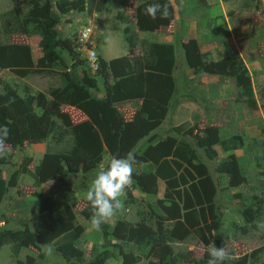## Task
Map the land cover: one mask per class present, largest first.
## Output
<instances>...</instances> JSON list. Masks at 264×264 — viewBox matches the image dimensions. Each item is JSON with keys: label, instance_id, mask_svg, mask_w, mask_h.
Instances as JSON below:
<instances>
[{"label": "rangeland", "instance_id": "1", "mask_svg": "<svg viewBox=\"0 0 264 264\" xmlns=\"http://www.w3.org/2000/svg\"><path fill=\"white\" fill-rule=\"evenodd\" d=\"M22 1L0 0V44L27 45L36 64L42 54L38 36L4 33L3 21L12 17L5 14L15 8L19 12L26 11L24 3V6L19 5ZM51 1L57 13L54 5L61 0ZM81 1L82 11L57 13L61 41L57 51L67 67L81 61L76 74L82 76L86 72L88 77L96 79L98 88L90 90L92 96L103 97L104 86L103 79L89 67L84 51H78L76 40L83 23L93 26V47L103 59L127 55L130 46L135 55L151 62L155 61L153 57L150 59L153 44L171 45L174 51V82L168 112L156 129L118 156L122 158L131 152L136 157L135 184L121 198L119 213L107 224L113 227L117 221H124L135 226L143 222L165 235L173 249V264H203L208 260V245L213 241L231 254L230 261L246 257V264H264V210L261 212L263 207L258 206L264 204V0H168L170 16L156 20L145 15L144 3L148 0H125L124 7H116L107 0L100 12L95 10L99 0ZM190 42L197 47L201 62L194 68L186 63L184 45ZM68 51L78 54L73 62ZM237 56V64L226 67L229 74L203 71V62L229 59L232 63ZM69 74V69L63 71L54 67L34 69L20 78L7 69H0V95L3 93L1 83H7L23 99L41 93L50 100V93L62 87L64 77L69 79ZM139 106L140 101L117 105L125 120H131ZM33 110L41 114L35 105ZM86 119L75 107L62 105L59 114L52 117L53 128L45 141L25 142L18 148L7 145L8 155L0 163V179L7 183L14 172L19 175L17 185L6 187L0 202V233L32 231L31 219L39 212L40 200L46 196L56 200L64 198L72 206L75 223L83 229L75 246L83 252L85 260L102 251V234L85 220L82 211L88 188L97 173L108 165L111 156L104 150L100 162L88 170L83 162L74 166L64 158L73 145V127ZM209 129L216 131L220 139L241 135L245 147L224 152L216 144L198 146L199 140H209ZM184 141L193 150V154H186L187 160L173 155ZM170 146L166 158L153 160L154 152ZM228 160L236 163L235 176L232 170H219ZM163 162L169 167V175L161 169ZM58 163L64 174L51 178L49 173ZM24 168L26 171L21 172ZM163 175L168 176L170 185ZM60 177L63 183L59 182ZM192 185L201 194L202 207L195 201ZM186 199L191 202L192 210L197 211L200 231L187 223V218L194 220L195 214L189 212L185 217ZM252 205L251 211L246 210ZM212 212L218 223L216 231L208 228L213 221ZM202 213L205 221L201 220ZM110 242L115 247H109V251H115L117 256L105 264H122V255L126 253L136 257L137 264L158 263L156 249L148 242L140 246L115 238H110ZM51 245L54 254L48 256L42 245L0 244V264H28V258H33V264H69L56 252V243Z\"/></svg>", "mask_w": 264, "mask_h": 264}, {"label": "trees", "instance_id": "2", "mask_svg": "<svg viewBox=\"0 0 264 264\" xmlns=\"http://www.w3.org/2000/svg\"><path fill=\"white\" fill-rule=\"evenodd\" d=\"M89 1L92 2L93 0ZM106 1L99 0L95 10L102 11ZM60 2L57 1L54 5L58 14L84 9L81 0H61ZM111 2L116 7H124L126 4L125 0H111ZM154 2L157 0H148L144 3V7L146 8ZM158 2H167L170 5L168 0H158ZM23 3L27 6L26 11L19 12L15 8L5 14V17H12L3 21L4 33L6 35L21 33L26 36H38L41 57L34 64L27 45L0 44V69H7L12 74L23 78L34 69L57 67L63 71L69 69L70 78L64 77L65 84L50 93V100H47L41 93L23 99L7 83H1L3 93L0 95V124H7L11 128L7 145L11 148H18L22 147L25 142L40 143L45 141L53 128L52 117L59 114L62 105H69L80 110L87 119L73 127V145L64 158L65 161L74 166L77 162H83L87 168L85 170H88L100 162L104 150L111 158L113 156L118 157L125 148L146 137L162 123L168 112V102L174 82L172 78L174 51L171 45H151L150 59L153 57L154 62L143 56L135 55L131 46L127 55L109 61L97 55L98 68L95 72L97 73L96 76L103 79L104 96L94 97L90 90H97L96 79L88 77L86 72H83L82 76L76 74V68L81 61L74 63L73 60L78 54L68 51V57L73 63L67 67L66 61L57 51L61 47L57 29L60 18L53 10V2L51 0H24L19 5L24 6ZM119 19L123 21L121 15H119ZM184 50L186 63L190 68L201 64L198 49L194 42L184 45ZM79 59L85 61L81 57ZM237 59L238 56L232 63L229 59L218 63L206 61L203 62L204 70H202L206 73L229 74L226 67L237 64ZM132 101H140V106L131 120H125L117 105ZM33 105L41 110L40 115L33 110ZM208 132L209 140L207 138L199 140L198 146L207 147V144H216L224 152H232L245 147V139L241 135L234 134L220 139L216 131L212 132V129H209ZM187 145L190 144L186 141L184 144L180 143L173 155L179 159L187 160L186 154H193L192 146L187 147ZM171 146L154 152L153 160L157 162L166 158ZM3 161L4 159H0V163ZM228 161L226 166L221 164L219 170L224 172L232 170L235 176L237 174L236 163L234 160ZM161 169L166 170L167 175L170 174L166 162L162 163ZM25 171L24 168L21 172ZM63 174L58 163L54 170L49 173V176L54 178L55 175ZM18 175L19 172H14L7 183L0 179V202L5 188L17 185ZM163 178L170 185L168 176L163 175ZM59 182L63 183L62 177H60ZM190 189L195 196L196 203L202 207L201 194L194 185ZM148 190L149 192L153 191L152 188ZM258 206L264 208V204ZM192 208L191 202L186 199L183 209L185 217H188L189 212L195 214V219L187 218V223L191 228L198 227L200 231L197 211L192 210ZM252 208L253 205L247 207L246 210L251 211ZM263 208H261V212H263ZM91 215V206L86 201L82 216L90 224ZM200 216L201 220L205 221L204 214L202 213ZM212 219V224L208 228L216 231L218 223L213 212ZM31 223L32 231L19 230L0 233V244L13 243L19 247H38L43 244L56 243V252L69 264H105L107 260L117 256L115 251H109V247H115L111 244L110 238H115L118 241H128L139 246L148 242L156 249L157 264H173V249L167 244L165 235H160L143 222L130 226L124 221H117L113 227L107 223L102 226L103 230L100 232L103 238V249L93 254L89 261H86L83 252L75 246V242L83 233V229L75 223L72 206L64 198L56 200L48 196L43 197L40 200L39 212L33 216ZM184 232L186 233L187 230L185 229ZM262 234L264 236V225ZM122 257V264H137L138 259L131 253L123 254ZM33 261V258H28V264H33ZM203 264H207V261ZM227 264H246V257L227 262Z\"/></svg>", "mask_w": 264, "mask_h": 264}, {"label": "clouds", "instance_id": "3", "mask_svg": "<svg viewBox=\"0 0 264 264\" xmlns=\"http://www.w3.org/2000/svg\"><path fill=\"white\" fill-rule=\"evenodd\" d=\"M170 5L154 2L145 8V15L150 19H167L170 16ZM96 71V70H95ZM11 135V128L7 124H0V159L8 155L7 142ZM136 157L129 152L125 157L113 156L108 165L99 171L86 192L92 215L91 226L97 231H102V226L116 215L122 208L121 198L125 197L127 190L135 184L133 174ZM46 255L52 256L54 249L51 244H43ZM207 264H227L232 259L231 254L223 247H217L215 242L208 245Z\"/></svg>", "mask_w": 264, "mask_h": 264}, {"label": "built area", "instance_id": "4", "mask_svg": "<svg viewBox=\"0 0 264 264\" xmlns=\"http://www.w3.org/2000/svg\"><path fill=\"white\" fill-rule=\"evenodd\" d=\"M94 29L90 23H83L78 37H77V45L78 51L85 53V59L88 60L89 67L95 71L98 68V58L97 53L93 47V38ZM91 45V46H90Z\"/></svg>", "mask_w": 264, "mask_h": 264}, {"label": "crops", "instance_id": "5", "mask_svg": "<svg viewBox=\"0 0 264 264\" xmlns=\"http://www.w3.org/2000/svg\"><path fill=\"white\" fill-rule=\"evenodd\" d=\"M121 56H124V55H121ZM121 56H117V57H121ZM117 57H114V58H117ZM114 58H112V59H114ZM33 60V59H32ZM106 61H109V60H111V59H105ZM103 96V95H102Z\"/></svg>", "mask_w": 264, "mask_h": 264}]
</instances>
